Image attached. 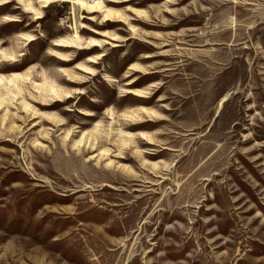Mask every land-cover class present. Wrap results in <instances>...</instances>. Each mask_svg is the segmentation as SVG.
Masks as SVG:
<instances>
[{"label": "rangeland", "instance_id": "rangeland-1", "mask_svg": "<svg viewBox=\"0 0 264 264\" xmlns=\"http://www.w3.org/2000/svg\"><path fill=\"white\" fill-rule=\"evenodd\" d=\"M100 1L0 0V264H264V0Z\"/></svg>", "mask_w": 264, "mask_h": 264}, {"label": "bare ground", "instance_id": "bare-ground-1", "mask_svg": "<svg viewBox=\"0 0 264 264\" xmlns=\"http://www.w3.org/2000/svg\"><path fill=\"white\" fill-rule=\"evenodd\" d=\"M38 1L40 3H43L41 4L42 6L50 5L57 1L68 2L72 4V7L78 8L80 11H85L88 13H102L105 19H109L115 14L110 9L106 8V6L104 5V1H100V0H38ZM33 12L36 18H40L42 15V12L39 10L33 9ZM61 42L63 44L75 43L73 39H69L67 41H61ZM225 99L226 96L221 100V103L225 101Z\"/></svg>", "mask_w": 264, "mask_h": 264}]
</instances>
